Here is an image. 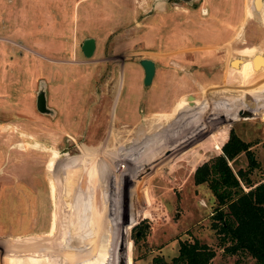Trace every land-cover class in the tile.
<instances>
[{
    "label": "rangeland",
    "instance_id": "1",
    "mask_svg": "<svg viewBox=\"0 0 264 264\" xmlns=\"http://www.w3.org/2000/svg\"><path fill=\"white\" fill-rule=\"evenodd\" d=\"M175 1L0 0V36L19 39L28 48L34 43L43 48V39L32 42V38L44 37L48 7L54 5L58 14L60 6L67 8L65 12L82 11L85 35L94 36L97 43L91 56H77L82 61H77L80 68L69 73L68 81L63 76L65 69L59 79L49 82L40 61L34 71L27 48L20 49L19 56L8 46L0 55V264L26 262L28 254L23 252L39 253L36 243L42 244L45 238L54 244L45 250L55 257L48 264H110L107 239L111 244L116 240L120 249L123 243L126 264H150L154 255L169 260L180 240L194 238L214 248L213 264H255L249 255L227 254L218 246L209 226L216 201L205 182H194L192 172L221 151V145L208 135L226 140L232 128L250 142L256 162L250 177L264 176V0ZM172 3L179 8L171 7ZM148 21L151 38L159 37V26L160 33L164 30V36L175 42L160 44L162 48L151 55L161 64L173 61L160 73L158 81L164 88L155 89L146 105L145 89L134 69L137 96L130 95L127 102L124 98L123 115L118 110L125 97L122 93L113 112L110 102L121 84L118 70L123 59L135 60L143 54L132 49ZM69 23L68 19L64 25L69 27ZM56 34L60 40V33ZM68 41L69 49L77 50V40ZM177 49L181 50L159 53ZM44 76L52 92L49 102L60 112L52 120L33 105L36 81ZM67 86L75 91L72 97L65 95ZM161 89L164 98L156 96ZM242 92L243 100L237 105L233 96ZM207 102L211 109L202 117L196 108L208 106ZM221 105L224 109H219ZM228 105H246L256 114L226 119ZM67 106L71 111L66 120ZM95 106L102 107L100 114V109L96 111L100 118L96 121ZM194 116L199 118L192 127L184 126L178 136L159 140L156 132L164 131L160 126L185 118L177 123L182 125ZM145 140L144 150L137 151L135 146ZM49 149L52 159L46 158ZM167 151L171 156L167 163L153 167L142 179L129 177ZM230 163L234 170L247 168L245 152ZM149 201L152 209H147ZM134 204L138 218L131 224L128 218L126 235L118 234L116 210L120 221L121 207L130 211ZM72 236L79 238L80 245L71 243ZM30 242L31 248L24 247ZM97 245L102 250L99 255ZM56 253H60L58 260Z\"/></svg>",
    "mask_w": 264,
    "mask_h": 264
},
{
    "label": "trees",
    "instance_id": "2",
    "mask_svg": "<svg viewBox=\"0 0 264 264\" xmlns=\"http://www.w3.org/2000/svg\"><path fill=\"white\" fill-rule=\"evenodd\" d=\"M251 11L252 6L249 13ZM261 115L264 116V112ZM225 118L227 119L229 116ZM227 121L231 120L221 122ZM208 136L215 140L214 142L218 147L221 145V151L196 165L192 177L195 183L205 182L216 201L210 214L209 226L215 232L218 246L223 252L227 254L239 252L249 255L255 264H264V176L258 180H252L250 177V170L256 165L249 149L250 142L241 139L232 128L228 130L226 140L225 136H221L220 140L217 137L215 139L213 133ZM241 151H244L247 156L248 167H238L234 170L230 162L234 161ZM170 159L169 151L164 152L160 155L159 160L132 171L129 177L139 175V179H142L148 172L152 171L153 167L161 166ZM123 207L124 205L121 207L120 221L117 218L119 216L117 210L114 220L117 226L119 224L118 234L121 231L126 235L128 218H130V224L135 223L139 210L136 204L131 206L130 211ZM148 207L150 209L154 207L150 201L147 204V209ZM57 209L58 205L56 211ZM107 226L110 227V224L108 223ZM107 234L108 237L109 235L111 237L109 232ZM115 242L116 240L111 244L108 239L106 241L108 247L106 251L111 256L110 264H118L120 259L121 250ZM99 249L100 247L97 245L98 255L102 251ZM59 254L56 253V260L60 259ZM214 254V248L199 242L196 238L193 240L183 239L179 241L176 254L172 255L169 260L163 259L161 255H154L150 264H213L211 258ZM54 258L51 255H45V264H48L49 259L53 260ZM106 263L107 261L103 264Z\"/></svg>",
    "mask_w": 264,
    "mask_h": 264
},
{
    "label": "flooded vegetation",
    "instance_id": "3",
    "mask_svg": "<svg viewBox=\"0 0 264 264\" xmlns=\"http://www.w3.org/2000/svg\"><path fill=\"white\" fill-rule=\"evenodd\" d=\"M164 3L166 4L167 2H176L175 0H162ZM177 1H181V0H177ZM173 5H171V7H173L174 9L179 8L178 5L172 3ZM52 6V7H51ZM60 6V5H58ZM51 7V8H50ZM61 10H59V14L56 13V8L54 5H49L48 7V12H47V17H46V29L47 32H45V34L43 35L44 37L37 36V35H33L32 38V42H43L42 39L45 42V46L41 49H38L39 47H37L36 43H34L35 46H32L31 48H28L26 46L25 43H23V41L19 40V39H15V38H11L8 36H0V55L2 56L3 53H5L6 48H8V46L12 49V52H16V54H19V56H21V54L23 53L22 50L20 49H28L30 50L29 52H31V59H32V68L35 71V68L37 66V64L40 63L43 65L44 70H45V74H47V77L50 76L49 82H52L54 79H56L55 77H59L61 76V73H63V70H65L63 76H65V80L68 81L69 80V73H71L72 71L78 70L80 68V66L77 64V61L82 62L80 60H78V55L82 56V57H88L84 54V50L82 48V42L86 37H92L93 38V49L92 52L89 56H91L93 53H95L96 48H97V43H96V38L90 34L85 35V27L84 22H83V13L82 11H78V12H74V11H66L67 8H64L62 6ZM65 19V20H64ZM69 19L70 23L68 24L69 27H66L64 25V23L67 22V20ZM150 20V17H149ZM151 22L148 21L147 23H144V28H143V37L141 38V40L138 42L136 41V43L133 45L135 46L136 49H132L136 50L137 52L140 51L141 53H143L142 55H139L135 60H122V64L120 66V69L118 70V74L121 76V84L119 86L118 89L115 90V95L114 98L112 99V101L110 102V110L113 112H115L116 106L122 96V93L125 95V97L121 98L120 101V106H118V110H119V114L125 115V106H123L122 101L125 98V102L128 101V99L130 98V95H135L137 96L136 92L133 90V77L134 74L133 70L136 69L137 70V76H139V84L143 89V96L145 98V104L148 105L147 103L149 102V98L148 96H150V94H154V92L156 91L155 89L159 90L160 88H164L163 84L160 83V81H158L160 79V73H162V71H164V69H166V67H170V65L173 63L172 60L168 59V61H165V64H161L158 60H156L153 56H151L152 54L156 53L158 51L154 50L157 48H162L160 44L164 45V44H170L173 45L175 44V42H173L172 40H168V38H166V36H164V30L162 32V34L160 33L161 29L159 26H157V31L159 32V37H157L156 39L151 38L150 34H149V30L151 27ZM160 29V30H159ZM69 32V34L67 33ZM56 33H60V40L59 38H57V34ZM39 35V34H38ZM72 35V36H71ZM70 36V37H69ZM68 38L76 41L77 44V50H70L69 49V45H67L66 43L70 42L68 41ZM68 41V42H67ZM72 41V42H73ZM168 41V42H166ZM72 42L70 44H72ZM10 43V44H9ZM139 43V44H137ZM160 45V46H158ZM31 46V45H30ZM67 46V47H66ZM68 48V50H66ZM181 49H177V50H168V51H164V52H159V53H173V52H178ZM166 52V53H165ZM77 57V58H76ZM72 58V59H70ZM74 58V59H73ZM76 58V60H75ZM131 58L128 57L126 59ZM140 58H148L150 60H152L153 64H154V70L152 73V77L150 79V82L147 85L143 84V67L142 65L138 62V60ZM15 58L13 57V60ZM60 66L57 68V66ZM47 77H40V79H37L36 81V88L34 91V96H33V105L36 111V97H37V93L38 91H43L44 93V98H45V106H46V111L45 112H40L44 115H46L50 120L52 119H56L58 118L60 115L59 109L54 106L53 104H51L49 101L52 100V92L50 93V89L48 88L49 84H48V79ZM157 79V80H156ZM135 85V84H134ZM75 87V86H74ZM170 88V87H169ZM49 89V91H48ZM77 89V88H76ZM83 90V88H82ZM80 91V89H79ZM60 93V92H59ZM58 93V98L60 99ZM75 93L74 90H71V87L67 86V89L65 91V95L68 97H72V95ZM78 93V92H76ZM156 93V92H155ZM80 94V93H78ZM159 98H164L165 96V92L164 90L161 89V91L159 93H157ZM62 97V95H61ZM82 97V95H81ZM58 100V99H57ZM102 104V103H101ZM103 105V104H102ZM106 106V105H105ZM105 106L103 108H105ZM96 110L94 113V121L96 120H100V118L96 117V111L98 114L101 113L102 107L98 108L97 106ZM148 107V106H147ZM98 108V110H97ZM69 110L71 111V106H67L66 107V120L69 118ZM74 115V114H73ZM63 117V114L61 116V118ZM72 118H76V116H71ZM60 118V119H61ZM66 135V134H65ZM70 136V135H69ZM73 139V138H72ZM51 156H53V151L50 150ZM52 159V157H51ZM52 194V193H51ZM54 197V196H53Z\"/></svg>",
    "mask_w": 264,
    "mask_h": 264
},
{
    "label": "bare ground",
    "instance_id": "4",
    "mask_svg": "<svg viewBox=\"0 0 264 264\" xmlns=\"http://www.w3.org/2000/svg\"><path fill=\"white\" fill-rule=\"evenodd\" d=\"M263 2V1H262ZM229 63H231V62H229ZM234 79V78H233ZM231 82H232V79H231ZM253 82V81H252ZM232 87V86H231ZM214 88V87H213ZM234 88V87H233ZM249 88V87H248ZM222 91H225L226 90V88L224 89V86H222ZM246 89H247V87H246ZM246 89H244V90H246ZM251 90V89H250ZM250 92V91H249ZM208 93V92H207ZM244 92H242L240 95H237V98H236V96H233V98L235 99V104L237 103V101H238V104L237 105H241V103H240V101L242 102V98H243V94ZM209 94V93H208ZM226 95V94H225ZM235 95V94H234ZM223 96V95H222ZM226 99V96L225 97H223V99ZM230 99H231V97H230ZM227 100V99H226ZM203 102H204V100H203ZM229 102V101H228ZM233 102V103H234ZM206 103V102H205ZM207 104H208V106H206L205 104L202 106V107H197L196 108V111H198V112H201L203 115H202V117L203 116H207V115H209V112H210V109L211 108H209V106H210V104L207 102ZM227 104V103H226ZM222 106V105H221ZM211 107V106H210ZM233 107H236V108H233ZM224 109V107L222 106V107H219V109ZM228 111H226V114H229L228 116L229 117H237V118H240V119H246V118H250V117H252V116H254L255 114H256V112H255V110H254V108H250V107H248V106H246V105H244V106H240V107H237V106H233V105H231V106H229L228 105V107L226 108ZM239 109H248V110H250L251 112H252V114L251 115H243V116H241V115H239L238 114V110ZM198 116H194V117H192L190 120H188L185 124H182V125H178L177 123L178 122H185L186 120H184V119H181V120H177V121H174L173 123H170V124H168V125H164V126H160L162 129L164 128V131L161 133V132H156V133H159V135H160V141L162 140V139H166V138H169V137H173V136H178L179 134H181V129H182V127H184L185 126V128L187 127V129H189L190 127H192L193 126V124L194 123H196L197 122V120H198ZM227 119H229V118H227ZM166 126H168V130L167 131H165L166 130ZM155 127V126H154ZM158 127H159V125H158ZM157 129V128H156ZM186 129V130H187ZM156 130H154V132H155ZM153 132V133H154ZM43 139V138H42ZM148 140V139H147ZM147 140H145V141H143L142 143H140V144H138V145H136L135 146V148H137L136 150L137 151H139V150H144V145L146 144V141ZM149 141V140H148ZM154 142V145H157V140H154L153 141ZM147 150H148V148H147ZM46 151V150H45ZM47 159H51V153H50V151H49V153H48V156L46 157ZM57 195H58V193H56L55 195H54V200H56L58 197H57ZM29 201V200H28ZM25 205V204H24ZM26 215V214H25ZM30 215V214H29ZM27 218V217H26ZM28 224V223H27ZM29 233V232H28ZM27 235H29V234H27ZM32 235V234H31ZM33 236V235H32ZM37 236V235H36ZM44 236V235H43ZM40 237V236H39ZM42 237V236H41ZM31 238V237H30ZM50 239V238H49ZM44 240V239H43ZM45 240L46 241H43V243L41 244H37L36 243V246L35 247H39L38 249H39V253L37 252L36 253V250L34 251V254L31 256V250H29V251H27L28 253H26V252H23V255H27L28 254V256H27V260H26V262H24V260H22V264H27V263H32L33 264V261L32 260H34L35 262H36V264H45V250L46 249H52L53 248V245L54 244H52L53 242L52 241H50L49 240V242H48V239L47 238H45ZM39 241V240H38ZM42 241V240H41ZM40 241V242H41ZM24 247H27V248H31V242L28 244V245H26V246H24ZM24 262V263H23Z\"/></svg>",
    "mask_w": 264,
    "mask_h": 264
},
{
    "label": "water",
    "instance_id": "5",
    "mask_svg": "<svg viewBox=\"0 0 264 264\" xmlns=\"http://www.w3.org/2000/svg\"><path fill=\"white\" fill-rule=\"evenodd\" d=\"M183 2L189 3L192 0H181ZM82 48L84 50V54L86 56H89L92 52L93 49V38L92 37H86L83 42H82ZM138 62L142 65L143 67V84L147 85L150 82V79L152 77V73L154 70V64L152 62V60L148 59V58H140L138 60ZM36 108L38 111L40 112H45L46 111V106H45V98H44V93L43 91H38L37 93V97H36ZM238 114L243 116V115H251L252 112L248 109H239ZM72 244H76V245H80V240L79 238L76 236H72V240H71ZM121 245V256L119 259L118 264H125V260H126V253H125V248H123V243L120 244Z\"/></svg>",
    "mask_w": 264,
    "mask_h": 264
},
{
    "label": "crops",
    "instance_id": "6",
    "mask_svg": "<svg viewBox=\"0 0 264 264\" xmlns=\"http://www.w3.org/2000/svg\"><path fill=\"white\" fill-rule=\"evenodd\" d=\"M85 33V32H84Z\"/></svg>",
    "mask_w": 264,
    "mask_h": 264
}]
</instances>
